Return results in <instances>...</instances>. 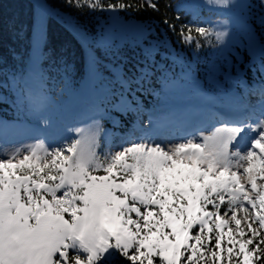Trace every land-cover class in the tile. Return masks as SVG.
Masks as SVG:
<instances>
[{
    "label": "snow or ice",
    "instance_id": "6c2138e0",
    "mask_svg": "<svg viewBox=\"0 0 264 264\" xmlns=\"http://www.w3.org/2000/svg\"><path fill=\"white\" fill-rule=\"evenodd\" d=\"M63 3L78 12L160 11L159 0ZM202 6L239 10L236 26L246 43L234 60L209 66L219 95L201 96L226 112L157 115L153 109L144 124L136 94L159 96L151 87L155 73L129 75L93 52L86 87L94 100L79 117L85 125L77 127L54 119L60 105L42 67L51 13L40 4L31 69L13 77L14 84L23 82L18 109L40 127L0 121V264H264V0L255 17L259 34L244 16L250 4L204 0L190 6L194 17ZM110 20L113 29L137 27L118 15ZM163 22L195 51L219 47L229 36L227 21L181 24L178 31L167 18ZM149 29L138 30L146 35ZM113 41L110 30L97 50L106 54ZM160 47L167 44L145 49L146 57L154 60ZM249 71L258 81L251 86ZM156 79L165 93L195 87L190 70L179 79ZM110 110L135 116L123 135L105 129L104 119L123 127ZM10 134L28 139L10 143Z\"/></svg>",
    "mask_w": 264,
    "mask_h": 264
},
{
    "label": "trees",
    "instance_id": "16d2710c",
    "mask_svg": "<svg viewBox=\"0 0 264 264\" xmlns=\"http://www.w3.org/2000/svg\"><path fill=\"white\" fill-rule=\"evenodd\" d=\"M107 2H111V0H107ZM159 2V12L148 10L122 13L126 17H133L154 24L158 28L159 33L166 36L176 53H181L185 61H192L191 56L195 55L196 59L202 57L201 60H204V62H212V64L218 65L224 64L225 61L223 62L222 56L227 55V53L219 50V47H216L215 50L212 47H203L200 51H195L194 46L187 47L181 44L178 36L163 22L167 18L171 23L175 24L177 31L181 24L193 26L199 24L201 26V22L194 17L193 13L181 7L178 4V0H159ZM45 3L49 8L71 16L76 23L82 25L90 32H96L98 17L105 15V12L101 11L84 10L83 12H78L64 4L63 0H45ZM38 9V5L33 0H0V86L4 90L0 94V117L5 116L7 113L6 108L15 102L17 93L13 92L12 86H15V90L23 86L22 81L14 84L13 77L18 78L21 75H26V65L33 45V28ZM224 46L226 48L229 47L228 43ZM203 56L205 57L203 58ZM159 59L161 57H158L155 62ZM43 60L45 61L43 63L44 69L49 76L48 81L51 80L55 83V95L56 93L58 94L62 86L78 84L85 73L86 53L81 43L65 23L52 14L46 20V57H43ZM197 62L195 68L202 64V61ZM66 65L67 68L65 67ZM204 69H207L206 76L210 80L209 68ZM193 74L195 75L197 86L209 92L219 93L214 84L209 85L199 74L195 72ZM68 75L72 77L70 84L66 81ZM245 78L249 80V77L246 76ZM219 80L223 82V77H219ZM224 87H228L227 84ZM188 89L189 87L184 88V91L181 92L178 90L169 91L166 97L162 96L160 99L162 101L161 105L158 102L150 101H147L150 103H146V105L150 112L156 109V114H159L172 107L182 106L187 100L204 104L205 101L200 97L188 98L184 101L182 96L186 94ZM8 114L11 115V113L6 115ZM129 122L128 119L125 120L124 124H126V127L124 129H127Z\"/></svg>",
    "mask_w": 264,
    "mask_h": 264
},
{
    "label": "rangeland",
    "instance_id": "374dc122",
    "mask_svg": "<svg viewBox=\"0 0 264 264\" xmlns=\"http://www.w3.org/2000/svg\"><path fill=\"white\" fill-rule=\"evenodd\" d=\"M33 1L39 7L36 13L35 21L41 12L40 4L42 3L48 12H50L52 15H55L56 17H58L60 20H62L65 23V25L69 28L72 34L81 43L82 48L84 49L86 53L85 73L78 84L67 85L68 90L64 91L63 94L61 93V89L65 88V86L60 87L59 92L56 96L54 93L55 87L51 85L52 81L47 80L49 89L51 91L53 90L52 94H53V97L56 103L60 105V109L57 115L54 117V119L58 123H61V126L66 124L68 126L74 125L77 127H82L86 123V121L79 120V117L81 113L86 112V110L89 108V106L92 104L94 100L93 94L86 87L87 82H88V62L93 52H96L97 55H100L102 61L105 64L122 66L129 75H138L141 70H148L151 72V65L155 62V60L158 59V57L164 58L165 55L167 58V55L169 54L172 59H175L176 62L180 63L181 69L185 67V69L190 70V72L193 71L199 74V76L201 78H204L206 82L209 83V85L214 84L206 76L207 69L206 70L204 69V68H209V66L212 65V62H204V60H201L202 57L199 59H196L195 55L191 56V58L193 59L192 61H187V60L185 61L182 58L181 53L180 54L176 53V51L173 49L172 45L170 44L166 36L162 33H159L158 28L150 22L141 21L133 17H126L122 12L111 13V12L104 11L105 15L103 16L100 15L98 17V20L96 23V29H97L96 32H90L86 30L82 25L76 23L74 19L71 16L67 15L66 13L58 12L55 9L49 8L46 5L45 0H33ZM237 2L238 3L243 2L246 4H250L252 6L250 10L248 9L245 10L244 16L246 18L247 23L251 25V27L254 29V31L257 34H259L261 29H260V26L257 20L255 19V17H258L262 11L259 6V0H237ZM178 4L181 7H183L186 11L193 13V10L191 9L190 6L203 5L204 0H178ZM113 15H118L128 25L137 26V27H134L133 29H130V30H124V31L118 28L113 29L112 21L110 20V17ZM198 15L203 17L204 21L201 23V25L204 27H213V26L222 24L223 21H227L226 27L229 30V36L225 39V43L219 46V50L227 53V55L222 56V58L224 59L223 62L225 61V57H228L229 59L234 60L233 53L242 51V49L240 48V45L246 43L244 37L239 33L237 26H236L237 16L239 15V10L237 9H231V10L212 9L207 6H202L198 10ZM145 25H149L150 29L146 35H141L138 29L143 28ZM110 30L114 33L113 46L110 47L105 54L103 49L97 50V46L100 43L102 37L107 36ZM45 32H46V24H45ZM34 43H35V28H33V45L31 47L30 55L28 58V63L26 65V75L25 76H27L32 66V57L34 55ZM157 43H166L167 48L160 47V54H156L154 60L148 59L145 55V49ZM226 43H228L229 45L228 48L224 46ZM212 48L213 50L216 49V47H212ZM177 57H179L180 59H177ZM204 57L205 56H203V58ZM244 59H245V62H247L248 57L245 55ZM197 61H202V64L199 67L195 68L196 63H198ZM42 67H43L44 73L48 77L43 64H42ZM193 72H192V77L194 81L192 82L195 87L189 86L190 89L188 93L185 94L186 96H184L183 100H185L188 97H191V96L194 97L197 95L196 92H194V90L192 89H196L197 87L198 89H200V87L197 86L196 84L195 75L193 74ZM252 73H253L252 71H249L247 73V77H250L249 79H252L251 78V76H253ZM166 75L170 76V73L167 72V70H166ZM164 76H165L164 72L155 74L151 87H154L156 89V86L158 84V80L156 79V77H160L161 79H163ZM67 83L70 84L69 81H67ZM227 86L229 88V85ZM145 87L148 88L149 86L145 85ZM237 88L238 90H242L239 87ZM12 90L13 92L15 91V93H17L18 91V89L15 90V86H12ZM179 91L181 92V90ZM145 93L148 95L150 94V99L152 100L155 99V102H158L159 105L162 104V101H160L159 96L153 94L151 91H145ZM136 95L139 97V99H141L142 95H139L138 92ZM252 98L253 97H250V100H252V102L256 101L257 99L256 97H254V99ZM16 100H17V96L15 99V102L12 104L15 110L18 109ZM142 105L144 106L143 107L144 113L141 116V121L144 124H147L145 111L149 112V110L147 106H145L144 104ZM190 110H192V107L187 104H185V106L182 109H180L181 113H184ZM169 113L178 114L179 112L173 109L172 112H169ZM110 114L116 119H118L123 125V127H114L112 122L108 119H104L102 123L106 130L119 133L120 135H123L129 128H131L132 122L135 119V116L132 113H129L128 115H123L120 112L110 110ZM126 119H128L130 122H129V125L127 126V129H124V127H126V124H124ZM26 120L28 121V123H32V124L37 123L35 120L29 117H27ZM12 137L13 139L11 138L8 140L10 143H18V142L28 139L27 136H20V135H12Z\"/></svg>",
    "mask_w": 264,
    "mask_h": 264
}]
</instances>
